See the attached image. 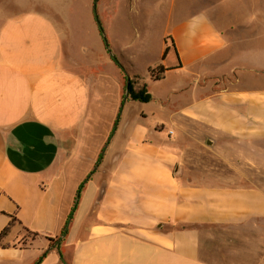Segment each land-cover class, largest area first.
Listing matches in <instances>:
<instances>
[{
    "label": "crops",
    "instance_id": "crops-1",
    "mask_svg": "<svg viewBox=\"0 0 264 264\" xmlns=\"http://www.w3.org/2000/svg\"><path fill=\"white\" fill-rule=\"evenodd\" d=\"M92 1L73 25L0 0V264H216L206 233L225 256L210 231L264 225V0L171 8L157 34L140 0Z\"/></svg>",
    "mask_w": 264,
    "mask_h": 264
},
{
    "label": "rangeland",
    "instance_id": "rangeland-1",
    "mask_svg": "<svg viewBox=\"0 0 264 264\" xmlns=\"http://www.w3.org/2000/svg\"><path fill=\"white\" fill-rule=\"evenodd\" d=\"M42 2L47 3L48 5L56 6L58 10L62 13H67L71 15V20L73 25L80 23L79 20L76 19L77 13L81 12L84 8V5L89 4V0H41ZM97 0L92 1V4H95ZM180 0H140V8H141V16L140 21L141 25L146 26L147 24L151 25L155 34L162 31L163 28L167 24V13L171 10L173 13L175 11H183L185 12L187 9L192 10L193 8L201 7L203 5H207V0H184V6L180 8ZM15 3V0H13ZM29 6H33L32 0H27ZM152 3L154 13L149 12L152 9ZM49 6V7H50ZM240 7V4H228L226 10H232ZM53 8V7H52ZM99 8V6H98ZM149 10V11H148ZM98 12L100 10L98 9ZM101 18V12L99 13ZM98 23L100 24V20L97 18ZM116 18L113 16V22L116 23ZM115 26V25H114ZM145 51L141 49L140 55L137 56V60H141L143 62L147 55L144 54ZM121 111L118 113L117 121H119ZM207 154L202 153L201 157L205 159ZM204 161V160H203ZM208 161V160H207ZM226 171L227 170H222ZM263 180L264 176L257 177V180ZM263 227L256 228L253 225V222L244 224L237 228L231 229H214L212 232H217L221 235L226 236L230 239L227 243V247L223 250L226 254L223 256L220 251L213 245V240L207 238L208 233H206L204 240V245L202 248V257L216 264H256L260 255L263 253V245L261 239L259 238L260 231L264 230V225H260ZM209 234V236L211 235ZM34 236L29 232H24L22 240L27 241ZM55 239H50V243L53 244Z\"/></svg>",
    "mask_w": 264,
    "mask_h": 264
},
{
    "label": "trees",
    "instance_id": "trees-1",
    "mask_svg": "<svg viewBox=\"0 0 264 264\" xmlns=\"http://www.w3.org/2000/svg\"><path fill=\"white\" fill-rule=\"evenodd\" d=\"M100 30H101V27H99ZM105 41V39H104ZM167 51V48L165 49L164 51V54L165 55V52ZM116 63L117 65L119 66V68L124 72V68L123 66L116 60ZM165 71V68L160 64V65H157L155 68H152V69H149V72L151 74V76L153 77L154 80H158L161 78V74ZM125 93H127L129 99L131 100H134V101H139V102H147L150 100V94L148 93L147 91V88H146V85L145 84H142V85H138L136 84V81L133 80V79H128L127 81V78H126V84H125V87H124V95ZM117 120L115 121L114 123V126L116 124ZM114 130V127L112 129V131ZM83 187V183L80 184V186L78 187V192H77V195H76V198H75V202L71 208V211L68 215V218L66 220V222L64 223L62 229H61V232H60V236L64 235L68 228H69V225H70V221H71V218H72V214L73 212L75 211L76 207H77V203H78V200H79V193L81 191ZM5 230H3L1 233H0V236L2 234H4ZM59 238V237H58ZM42 255H40L38 257V259L33 263V264H37L41 259H42Z\"/></svg>",
    "mask_w": 264,
    "mask_h": 264
},
{
    "label": "water",
    "instance_id": "water-1",
    "mask_svg": "<svg viewBox=\"0 0 264 264\" xmlns=\"http://www.w3.org/2000/svg\"><path fill=\"white\" fill-rule=\"evenodd\" d=\"M126 78H127V81H128V79H129L128 76H127ZM127 97H128V95H127V93H125V95H124V100H125ZM101 154H102V153H101ZM99 161H100V159H98V161H97L96 165L94 166L93 170H95V169L97 168Z\"/></svg>",
    "mask_w": 264,
    "mask_h": 264
}]
</instances>
